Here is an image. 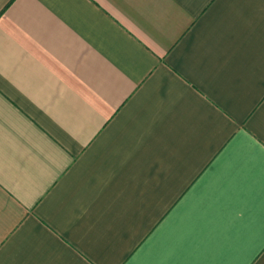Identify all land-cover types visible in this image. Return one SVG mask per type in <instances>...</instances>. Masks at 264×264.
<instances>
[{
    "label": "crops",
    "instance_id": "crops-1",
    "mask_svg": "<svg viewBox=\"0 0 264 264\" xmlns=\"http://www.w3.org/2000/svg\"><path fill=\"white\" fill-rule=\"evenodd\" d=\"M0 264H264V0H0Z\"/></svg>",
    "mask_w": 264,
    "mask_h": 264
}]
</instances>
